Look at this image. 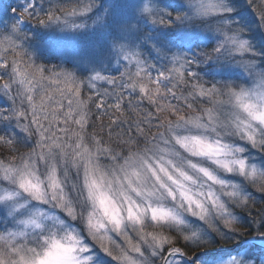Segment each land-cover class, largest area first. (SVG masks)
<instances>
[{
	"label": "snow or ice",
	"instance_id": "obj_1",
	"mask_svg": "<svg viewBox=\"0 0 264 264\" xmlns=\"http://www.w3.org/2000/svg\"><path fill=\"white\" fill-rule=\"evenodd\" d=\"M0 148V264H264V0H0Z\"/></svg>",
	"mask_w": 264,
	"mask_h": 264
},
{
	"label": "trees",
	"instance_id": "obj_2",
	"mask_svg": "<svg viewBox=\"0 0 264 264\" xmlns=\"http://www.w3.org/2000/svg\"><path fill=\"white\" fill-rule=\"evenodd\" d=\"M6 152H8L6 148H0V153H1V154H4V153H6Z\"/></svg>",
	"mask_w": 264,
	"mask_h": 264
},
{
	"label": "rangeland",
	"instance_id": "obj_3",
	"mask_svg": "<svg viewBox=\"0 0 264 264\" xmlns=\"http://www.w3.org/2000/svg\"><path fill=\"white\" fill-rule=\"evenodd\" d=\"M257 3H259V0H257ZM105 123H107V120L105 119V121H104ZM7 149V148H6ZM7 151H8V149H7ZM8 152H6V153H4V154H1L0 153V156H3V155H6Z\"/></svg>",
	"mask_w": 264,
	"mask_h": 264
}]
</instances>
